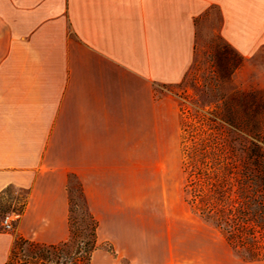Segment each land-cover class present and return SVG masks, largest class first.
<instances>
[{"label": "crops", "instance_id": "1", "mask_svg": "<svg viewBox=\"0 0 264 264\" xmlns=\"http://www.w3.org/2000/svg\"><path fill=\"white\" fill-rule=\"evenodd\" d=\"M212 5L221 14L219 34L243 57L234 76L264 88V0H0V197L9 186L28 192L14 220L19 236L40 243L69 237L75 175L99 243L133 241L113 214L115 197L126 199L133 164H149L151 147L162 146L149 138L161 129L168 96L157 87L183 81L196 19ZM16 239L0 229V264ZM112 261L99 248L91 264ZM162 263L181 261L170 255Z\"/></svg>", "mask_w": 264, "mask_h": 264}, {"label": "rangeland", "instance_id": "2", "mask_svg": "<svg viewBox=\"0 0 264 264\" xmlns=\"http://www.w3.org/2000/svg\"><path fill=\"white\" fill-rule=\"evenodd\" d=\"M221 14L217 6H210L196 19V39L193 63L181 83L159 86L167 92L165 115H160V131H150L151 145L160 139V149L151 147L150 163H134L131 179L128 173L126 199L115 197L123 230L133 238L129 244L115 245L100 240V249L113 258L112 264H143L159 261L172 255L180 264H264V259L251 260L233 249L214 221L195 209L193 181L196 179L193 156L196 144L207 137L211 127L219 131L225 143L236 145L239 137L233 129L215 117L234 110L242 116L239 102L249 98L255 88L241 83L234 76L239 53L219 34ZM164 127V129H162ZM160 156V158H158ZM122 187V180H116ZM70 234L66 239L74 249L92 237V223L79 191L77 179L69 177ZM131 191V192H130ZM27 190L9 186L0 197V229L3 217L23 212ZM122 205L126 211L121 210ZM20 216V215H19ZM18 216V217H19ZM120 230V229H119ZM19 236L17 223L8 230ZM171 242V250L167 249ZM133 249L132 257L121 253ZM175 247V249H174ZM143 248H147L146 252Z\"/></svg>", "mask_w": 264, "mask_h": 264}, {"label": "trees", "instance_id": "3", "mask_svg": "<svg viewBox=\"0 0 264 264\" xmlns=\"http://www.w3.org/2000/svg\"><path fill=\"white\" fill-rule=\"evenodd\" d=\"M240 60L236 67L243 62ZM242 116L234 110L215 117L229 125L238 143H225L211 127L207 137L194 148L193 203L206 218L214 221L227 243L251 260L264 259V89L239 102ZM77 179L75 175H72ZM79 191L92 223V237L83 249H74L67 240L40 243L18 236L5 264H91L100 248L98 221L89 209L81 182ZM70 198V197H69ZM70 200V199H69ZM69 213V229L70 228Z\"/></svg>", "mask_w": 264, "mask_h": 264}, {"label": "built area", "instance_id": "4", "mask_svg": "<svg viewBox=\"0 0 264 264\" xmlns=\"http://www.w3.org/2000/svg\"><path fill=\"white\" fill-rule=\"evenodd\" d=\"M20 214L18 212H12L6 214L2 219V225L6 230L13 229V222L18 218Z\"/></svg>", "mask_w": 264, "mask_h": 264}]
</instances>
